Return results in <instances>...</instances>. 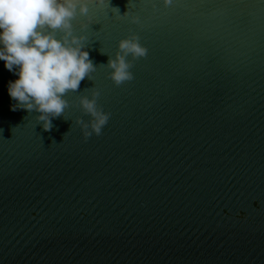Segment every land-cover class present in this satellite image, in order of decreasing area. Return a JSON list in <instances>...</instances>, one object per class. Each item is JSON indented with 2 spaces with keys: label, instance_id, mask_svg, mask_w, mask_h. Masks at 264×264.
<instances>
[{
  "label": "water",
  "instance_id": "obj_1",
  "mask_svg": "<svg viewBox=\"0 0 264 264\" xmlns=\"http://www.w3.org/2000/svg\"><path fill=\"white\" fill-rule=\"evenodd\" d=\"M72 24L94 71L49 130L0 61V264H264V0H90Z\"/></svg>",
  "mask_w": 264,
  "mask_h": 264
},
{
  "label": "clouds",
  "instance_id": "obj_2",
  "mask_svg": "<svg viewBox=\"0 0 264 264\" xmlns=\"http://www.w3.org/2000/svg\"><path fill=\"white\" fill-rule=\"evenodd\" d=\"M104 2L98 0L100 5ZM89 3L90 0H0V61L17 77L6 85L14 101L11 110L41 113L45 130L50 129L51 119L59 117L67 107L63 96L78 90L81 81L94 71L84 47L86 38L74 35L72 24L78 15L88 16ZM162 3L167 8L174 0ZM118 49L115 59L108 62L110 79L116 86L134 78L128 57L140 59L148 52L136 36L122 39ZM81 107L92 118L88 123L78 121L85 139L101 135L110 114L97 108L95 96L82 99Z\"/></svg>",
  "mask_w": 264,
  "mask_h": 264
}]
</instances>
